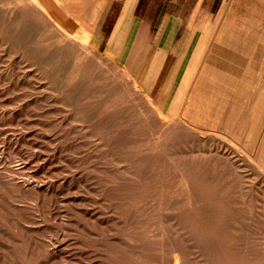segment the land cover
I'll return each instance as SVG.
<instances>
[{"label":"bare ground","instance_id":"1","mask_svg":"<svg viewBox=\"0 0 264 264\" xmlns=\"http://www.w3.org/2000/svg\"><path fill=\"white\" fill-rule=\"evenodd\" d=\"M16 3L20 2L17 1ZM22 3L20 10L24 18L30 17L34 20L32 22H28V20L25 22L19 21L20 23L16 24L20 25L21 28L17 30L15 27L16 24L14 25L9 20L4 21V14L0 15V17L3 18V20L0 19V61L4 62L5 65L2 64L5 66V69L8 68L7 66H11L10 64L12 62H16L19 66L16 65L18 67L16 68L19 69L20 74L17 71L16 73L19 74V77H17L21 82L26 83L29 80H34L32 84L35 83V86L43 89H47L48 83L51 84L50 86L55 92L61 88L63 89V87L69 89L73 86V82L75 81V79L70 80L69 84L66 82V85H61L58 81L57 74H59L58 70H60V63L63 58L71 59V62H73L75 75L72 76H75V78L78 77L79 74L83 76L85 71H89L86 70L87 68L84 69V62L90 61L93 63V70H91L93 72L92 77L95 78V83L92 87L95 92H93L89 98L92 99L91 102H93L94 133H90L93 135L92 137H94L93 142L95 149L109 148L108 156L112 162L114 161L113 163L111 162L112 164H107V166H111L105 167V164V166L102 167L106 172L105 175H109V177L106 181H100V178L99 182H96V184L98 183L101 187V195L99 194V196H101L102 200L110 202L111 205H120L122 207L120 208V217H123L122 219L126 223L134 221V217L139 211L144 212L146 218L147 216H151V220L156 221L154 223L156 225L155 229L158 228L162 231L163 240L165 239L166 241V244L165 242L163 243V241L152 244V241L150 242L148 238L146 240V236L144 238L146 242H144L143 238L135 240V236V242L132 239L135 246L133 243L131 244L136 249H139L138 251L147 253L144 254V256L147 255L148 258L153 256V259H149L150 264L151 262H154V264H197L198 253L202 251H199L201 246L205 249V254L207 252L208 255H215L214 257L218 260L220 259L222 264H264V0H220L215 9L210 10L207 14L208 20H210L212 11L219 10L215 20V26L211 28L209 27V23H207L201 31L197 30L196 38L192 41V47L190 48L184 64L180 61L175 64L176 61L172 56L168 57L162 64L160 62L162 52H160V43L158 40L152 43L144 38L134 40L130 32L123 41H109L107 43V48L110 50L103 54L99 49L101 43L90 42L87 37L84 36L81 39L69 36L66 29L60 24L53 23L52 21H50L51 23L47 22L49 25H46V20L43 17L45 14L40 5V1L23 0ZM27 24L34 26L37 32L42 33L43 30L45 32L47 31L48 36H45L46 38H42L41 36V38H38L33 44V41L31 42L30 39L31 36L29 38L24 36V29L21 26H26ZM166 31H171L170 24L167 26ZM188 42H190V37L186 43L188 44ZM162 44H164L163 41ZM163 48L168 49V46L163 45ZM146 52L148 53L145 54ZM12 65L14 66V64ZM77 70H79V74ZM69 73L72 74L71 72ZM45 74L52 75L53 80H47V82L42 81L48 79ZM37 75L39 79L37 78L36 80L35 77ZM90 75H87V77H90ZM11 80L9 79L10 82ZM53 82L59 83L60 87L56 86L57 84ZM22 87L25 88V86ZM101 88L105 89L102 90V93L100 90ZM1 90L5 91L6 89ZM1 93L5 94L4 92ZM105 99H107V101H105ZM10 101L12 100L10 99ZM133 103L141 108L138 114L140 117H136L135 119L136 114L133 115L135 119L134 124H136L133 129L136 131L130 132L131 134H129L128 137L129 142L125 144V149H118V138L129 132L125 131L124 133V131L120 129L119 131L123 133H119L118 130L111 129L105 135L101 131L102 128H100L103 114H107V117L109 116V112H118V110L120 111L121 108L127 104H132L133 108H130L134 109ZM92 107H88V109L91 110ZM128 107L126 109H128ZM4 112L5 111H3L2 114ZM133 113L135 112L133 111ZM115 116H117V114ZM116 119H114L115 122ZM73 120L74 119L71 121ZM126 122L128 123L129 121L127 120ZM120 126L119 128H121ZM137 129H142L143 131ZM34 136L36 135L34 134ZM36 137L38 138V136ZM56 139L58 140V138ZM52 142L50 141L49 143ZM64 143H62V145H64ZM53 144L56 145V143ZM38 148L39 147H37V149ZM92 149L93 148L89 149V151H92ZM36 150L34 152H36ZM39 150H41V148ZM64 153L66 154L67 152L65 151ZM42 154H44V152ZM70 157H67L68 160ZM32 159L31 157V160ZM70 161L69 163L72 162ZM78 161L76 162L78 163ZM101 161H103V159ZM89 164H91V162ZM100 164H102V162ZM74 168H72V170ZM78 170L79 168L77 171ZM96 171H98V169ZM76 173L73 174L72 172L70 177L73 179L74 177L79 178L82 175V173ZM84 176L86 178V175ZM11 177L12 176L9 177L8 182L19 185L17 184L18 182L15 183V179L13 181ZM57 179L60 180V178ZM19 186L20 188H28L26 186L31 187L30 183H23L22 186ZM36 187L39 189L41 188L39 185L35 186V188ZM51 187V185H48L42 189H44V193H46ZM83 192L84 191L81 193L83 194ZM11 197L9 196L8 198ZM11 199L7 200L12 201ZM96 200L99 199L96 198ZM149 201L153 203L152 207L147 206L148 208H143L144 211L142 209L139 210V207L142 206L139 204L145 206ZM151 203L149 205H151ZM10 204L8 206H10ZM136 205L139 207H136ZM13 206L15 205L13 204ZM93 207L95 208L94 205ZM101 207L104 206L101 205ZM90 209L91 208H89V210ZM103 209L101 208V211H103ZM113 209H111V215L106 214L108 217L106 215L103 216L108 218L106 223L109 220L112 222L117 221L116 216H119V214L116 215ZM64 212H67V210ZM84 212L86 213V211ZM70 213L76 214L77 212L75 213L74 211ZM105 213L108 212L105 211ZM93 214L94 213H91L90 217H94L92 216ZM146 218L143 219L146 220ZM124 221L122 222L123 225ZM80 222L85 223L83 219ZM81 227L80 229H82ZM76 228H78V226ZM142 228H144V226ZM152 228L154 231V227ZM129 230L130 231L127 230L128 233L133 229ZM143 230L144 229H142V231ZM64 231L66 230L64 229ZM92 231L94 232V229H92ZM115 232V229H110L109 227L108 230L106 229L105 232H102L104 235L102 236L103 239H106L107 242L111 244L110 247L118 242L117 232ZM155 232L158 231L155 230ZM122 233L124 234L126 231ZM80 234L82 233L80 232ZM80 234L77 236H80ZM86 234L89 233L87 232ZM98 235L99 237L101 236L100 234ZM146 235L150 236L149 233ZM151 235L155 236L154 234ZM61 236L63 237V235ZM94 236H92V238ZM152 236L149 237L150 240ZM82 237L84 238V235ZM159 237L157 238L160 239ZM158 239L154 240L156 241ZM101 242L98 244L101 245ZM128 243H130V241ZM93 244H95V242ZM42 245H44L43 247H48V245ZM120 245L122 246V244ZM154 245H159V247ZM198 245L201 246L198 247ZM93 248L96 249L95 247ZM64 249L65 247L61 248L62 255L66 253V249ZM44 250L47 251V249ZM73 250L75 251V249ZM157 250H159L158 254L155 253ZM127 251L128 250L125 252ZM28 252L30 253V251ZM91 252L93 253L92 248ZM132 252H134V250ZM119 253L121 254V251ZM1 254L2 251L0 252V255ZM201 254H203V252L199 255ZM46 255L45 253V258ZM50 255H52V252ZM131 255L133 254L131 253ZM131 255L130 258H132ZM108 256L106 258H108ZM117 256L118 255L115 257ZM134 257L137 258L135 255ZM201 257L199 258L201 259ZM110 258L111 263L108 260L110 264H128V262H126L127 259L125 260L120 257L121 260L119 256L114 262L112 260L114 258ZM118 258L121 261H119ZM127 258L129 259V257ZM204 258L203 260H205ZM123 259L125 261H123ZM140 259L138 258L137 260L139 261ZM142 259L144 258L142 257ZM145 259L149 261L147 258ZM217 259L215 261H218ZM95 260L97 259H94V261ZM134 261L135 259L131 262L133 263ZM1 262L3 263V261ZM71 262L72 261L69 263L71 264ZM206 262L208 263L209 261L207 260ZM139 263L143 262L139 261ZM64 264H66V262Z\"/></svg>","mask_w":264,"mask_h":264},{"label":"rangeland","instance_id":"2","mask_svg":"<svg viewBox=\"0 0 264 264\" xmlns=\"http://www.w3.org/2000/svg\"><path fill=\"white\" fill-rule=\"evenodd\" d=\"M17 1L20 3H16ZM22 1L23 0H0V15L4 14V19H5L4 21L9 20L11 23H13L15 25L16 23H20L21 21L25 22L28 20V22H30V21L32 22L34 20L33 18H30V17L24 18V16L22 15V12L20 10L21 5L23 4ZM38 1H40L41 6H49V7H55V8H57V7L61 8L63 6L68 7V6L74 5L72 3V1L70 2L68 0H38ZM221 1H223V0H221ZM65 12H67V11H65ZM69 12L76 15V18H74V19L77 22V21H82L80 19H85L86 17L83 16V14L87 13L88 11L84 10V9H75V10L70 9ZM158 12H159V10H157V13ZM218 12H219V10L212 11L210 20H208V16L203 17L202 14H198V15H194L192 17V19L190 21H188L190 18L188 15H186V17H185L186 19H184L185 24L180 28V30L177 27H176V29L174 28L175 30H177V33H175L176 31L173 32L172 37L168 43L169 48L164 49L163 48L164 44H162V41L159 42L160 43L159 44L160 52H162V54H164V56L161 58L160 62L163 64V61H166L168 57L172 56L173 59H175V61H176L175 64H177L179 61L182 62V64H184V61H185V59H186V57L190 51V48L192 47V43H193L192 41L196 38L197 30L201 31L207 25V23H209V27L213 28L216 24L215 20L217 18ZM72 16L73 15H71V16H67V15L63 16L62 15L61 17H59L58 21H60L61 23H64L66 25V23H70V21L73 22ZM0 19L3 20V18H1V17H0ZM188 22H191V26L187 30L186 26H187ZM21 26L24 29V36H26L28 38L31 36L30 39H31V42L33 41L32 42L33 44L36 42V40H38V38H41V36H42V38H46L45 37L46 34H42L40 32H37L36 28L32 25L27 24L26 26L25 25H21ZM66 26L72 27L74 25L70 24V25H66ZM15 27L17 30H18V28L19 29L21 28L20 25H18V24H16ZM33 27L35 28V30ZM111 29H112V26H110V28L108 30L110 31ZM78 36H80V34ZM184 36L187 38L186 40H188V38L190 37V42H188V44L183 43L184 44L183 46H185V44L188 45L187 48L185 49L183 47V49H179L177 53H171L170 46L172 48L175 47V45L178 42H180V40H182L184 38ZM33 37H34V39H33ZM106 49H107V41H104V42H102V45L100 47V52L104 54ZM2 63L4 64V62L0 61V64H1L0 69L2 68L0 70V82L2 81L1 82L2 84L0 83V87L2 85L4 86V87L2 86L0 88V109H1L0 116L3 117V118L0 117L1 118V120H0V151H1L0 152V178H1V180H0V183H1V185H0V252L2 251L3 256H2V254L0 255V264H3L5 260L6 261L4 264H11V263L12 264H59V263L64 264L65 262H66V264H70L69 263L70 261H72L71 264H81V262H82V264L83 263L84 264H92V263L93 264L94 263L95 264L96 263L97 264H110L111 263L110 257L114 258V259H112L114 262L115 260H117L116 258L118 256H119V258L121 257V258H124L125 260L127 259L126 262H128V264H135V263L136 264H144V263L148 264L150 262L149 259H153L152 258L153 256H151L149 258L147 257V255L144 256V254H147V253L142 252V251L141 252L138 251L139 249H136L134 247L135 243H133V241L135 242V240H137V239H142V238L144 239L146 236V240L148 238V240L150 242L152 241V244L160 243V241L161 242L163 241V243L165 242V244H166V241H165V239L163 240L164 237L161 234L162 231H160V229H158V228L155 229L156 225L154 223L156 221L151 220V216H147V218H148L147 219L146 216L144 215V212L139 211V213L137 212V215L134 217V221H132L133 223L131 222L132 225L130 222L126 223L122 219L123 217H120L121 216V214H120L121 209L120 208H122V207L120 205L117 206L115 204L111 205L110 202L102 200L101 196H99V194L101 195V187L99 186L98 183L96 184V182H99L100 178H101L100 181H106L108 179L109 175H105L106 172L102 167L105 166V164H106L105 167L111 166V165L107 166V164L111 163L112 160L108 156L109 148H107V149H105V148L98 149L97 148L98 150H96L94 147V142H93L94 137H92L93 136L92 134L94 133V127H93L94 110L92 107L93 102H91L92 99H90L89 96L91 94H93V92H95V90H93V87H92V86H94V83H95V78L92 77L93 76V72H92V70H93L92 64L93 63H91L90 61L84 62V64H83V67L85 66L84 69L87 68L86 70H89V71H87V72L85 71L84 75H83L84 77H83L82 75L79 74L80 73L79 70H77V73L80 75V79H79V75L76 78H75V76H72V75H75V73H74L75 67L73 65V62H71V59L63 58L61 63H60V70H58L59 74H57L58 81L61 83V85H66V82H67V84H69V81L74 80V79L76 82L75 81L73 82V86L69 88L70 90L66 89L65 87H63V89L62 88L59 89L58 87H60V84L53 82V83L57 84L56 86H58L57 88L59 90L57 92L53 91L52 90L53 88L50 86L51 84H48V83H47V89L46 88L43 89V88H38L37 86H35L34 85L35 83L32 84L34 80H32V81L29 80L26 83L21 82V80L18 79L20 73H19V69H17L19 67L17 65V63L12 62L10 64L11 66H7L8 68L6 67L7 69H5V66H4L5 64L3 65ZM12 64H14V66ZM10 68L12 69V71ZM16 71L19 74L16 73ZM5 72H6V74H5ZM12 72H13V74H12ZM69 72H71L72 74H70ZM14 75H15V77H14ZM45 75L48 79L42 80V81L47 82V80L48 81L53 80L52 75H50V74H45ZM87 75L88 76L90 75V77H87ZM7 77H9V78H7ZM10 77L12 78V80ZM16 77H17V79H16ZM37 78H38V75L35 77V79L37 80ZM9 79L11 80V82L9 81ZM80 80H81V82H80ZM15 81H17V82H15ZM38 81H41V80H38ZM9 82H10V84H9ZM4 83H5V85H4ZM26 84H27V86H26ZM19 85H20V89H19ZM5 86H6V88H5ZM8 86H9V89H8ZM16 86H17V88H16ZM22 86H25V88H23ZM10 88H13V89H10ZM1 89H4V90L6 89L5 90L6 92L1 90ZM14 90H16V91H14ZM49 90H51V91H49ZM100 90L102 93L103 92L102 90H105V89L101 88ZM1 92H4L6 95L1 93ZM37 92H39V93H37ZM9 98L12 101H10ZM105 101H107V99H105ZM133 105L135 107L134 108L135 110L132 109L133 108L132 104H127L124 106L125 108L124 107L121 108V110L124 109L123 111L120 110L121 112L119 110H118V112H115V113L109 112V116H107V117H106L107 114L106 115L103 114V120H102L100 128H102L101 131L105 135L111 129H116L118 131L121 129L122 131H124V133H125V131L129 132V133L126 132L127 134H125V135L123 134L118 138V141H117V148L118 149L124 150L125 144L129 142V140H128L129 134H131L133 131H136L133 129V127L136 126V124H134L135 123L134 120L136 119V117H140L138 114H139V112H140L139 110L141 108H140V106H138L135 103H133ZM87 106L89 108L92 107L91 110L88 109ZM127 107H128V109H126ZM130 107H132V108H130ZM132 110L135 113H133ZM3 111H5V112L2 114ZM65 111H67V112H65ZM129 113H133V114H129ZM10 114H12L13 116ZM116 114H117V116H115ZM3 115H5V116H3ZM133 115H135V119H134ZM72 116H73V118H72ZM68 117H70L74 120L71 121L72 119H70ZM114 119H116V122ZM119 119L121 122L119 121ZM126 119L129 121L128 123L126 122L127 121ZM68 120H70V121H68ZM72 122H73V125H72ZM61 126H63V127H61ZM119 126L121 128H119ZM128 126H132V127H128ZM69 127H71V128H69ZM76 128H79V129H76ZM137 130L141 131L142 129H137ZM56 133H58V134H56ZM119 133H123V132L119 131ZM34 134L36 136H38V138L36 136H34ZM89 134H91V135H89ZM80 135H81V137H80ZM62 136L64 137V139ZM56 138H58V140ZM75 138L77 139V141ZM59 140H61V141H59ZM63 140L65 143L63 142ZM44 141H46L48 144ZM50 141L51 142L53 141V142L49 143ZM68 141H70V142H68ZM73 141H74V143H73ZM89 141H91V142H89ZM53 143H56V145ZM62 143H64L65 146L62 145ZM29 144H31V145H29ZM82 145H83V147H82ZM84 145H85V147H84ZM91 146H93V147H91ZM37 147H39V148L37 149ZM90 147L93 148L92 151L90 150L91 152L89 151V149H91ZM31 148L33 151L31 150ZM40 148H41V150H39ZM86 149H88V150H86ZM102 149L103 150L105 149V150L103 151ZM35 150H36V152H34ZM42 151L44 152V154H42L43 153ZM53 151H54V153H53ZM65 151L67 152L66 154L64 153ZM81 151H82V154H81ZM94 151L97 153H95ZM31 153H32V155H31ZM72 154H74V155H72ZM79 154H80V156H79ZM88 154H90L92 157ZM66 155H68V156H66ZM59 156H60V158H59ZM31 157L33 158L32 160H31ZM64 157H66V158H64ZM67 157H70L71 159L69 158V160H68ZM98 158H99V160H98ZM86 159H87V161H86ZM102 159H103V161H101ZM81 160L83 161L84 164L82 163ZM95 160H97L98 162ZM35 161H37V162H35ZM69 161L71 163H69ZM76 161H78V163ZM100 161L102 162V164H100L101 163ZM79 162H81V163H79ZM87 162H88V164H87ZM90 162H91V164H89ZM105 162H107V163H105ZM50 163L53 165H51ZM75 163H77V164H75ZM70 164H72V165H70ZM67 165H69V166H67ZM94 167H96V168H94ZM112 167H113V165H112ZM72 168L75 169V172H74V169L72 170ZM78 168H79V170L77 171ZM83 169H84V171H83ZM97 169H98V171H96ZM61 171H63V172H61ZM71 171L73 172V174L77 172V173H82V175L79 178L74 177L72 179L70 177L71 176L70 174L72 173ZM63 173H66V174H63ZM84 175H86V178ZM8 176L9 177L12 176L11 177L12 180L14 181V179H15V183L18 182L17 184H19L21 186L23 183L24 184L30 183L31 187L26 186L28 188H25V187L20 188L19 185H16L14 183H9L8 182L9 181ZM6 177H7V179H6ZM57 178H60V180ZM75 178H76V180H75ZM104 178H106V179H104ZM77 179L79 180V182ZM60 181H62V182H60ZM90 182H91V184H90ZM68 184H69V186H68ZM93 184H95V185H93ZM37 185H39L41 188L40 189L38 187L35 188V186H37ZM48 185H51L52 187L50 190H48L46 193H44L45 190L42 188H45ZM86 186H88L89 188ZM97 186H99V187H97ZM85 187H86V189L88 188L87 189L88 191L85 189ZM5 188H8V189H5ZM92 190H93V193H92ZM82 191H84L83 194L85 197L81 193ZM7 196L8 197L12 196L15 198L11 197L12 198L11 199V198H8ZM6 197H7V199H11L12 201L7 200ZM96 198L99 200H96ZM14 199H16V200H14ZM60 200H63V201H60ZM12 203L15 206H13ZM150 203L151 202L149 201L145 206L143 204H139L140 206L141 205L142 206L139 207L138 205H136V207L138 206L139 210H141V209L143 210V208L145 209L147 206L152 207L153 203H151V205H149ZM9 204H10V206H8ZM92 204L95 206V208L93 207ZM101 205H103L104 207H101ZM89 208H91V209L89 210ZM101 208L102 209L105 208V209H103V211H101ZM108 208L109 209L114 208L113 212L116 213V215L119 214V216L117 215L118 217L116 216L117 221L112 222L109 220L106 223V220L108 219L107 218L108 215H111V209L109 210ZM61 209L62 210L64 209V210L62 211ZM116 209H117V211H116ZM66 210H67L68 214H67V212H64ZM73 210L75 211V213L76 212L77 213L71 214L70 212H74ZM84 211H86V213ZM105 211H107L108 213H105ZM91 213H94L92 215L94 217H90ZM106 214H108V215H106ZM83 215H84V217H83ZM105 215L107 217H103ZM59 216H60V218H59ZM143 216H145V217H143ZM85 217H88V218H85ZM81 218L83 219V222L85 221V223H87V224L81 223L80 222L82 220ZM94 218H95V220H94ZM138 218L139 219L142 218V219L139 220ZM143 218H146V220ZM69 221H71V222H69ZM73 221H76V222H73ZM123 221H124V225L122 223ZM148 222H149V225L151 223L150 226L148 225ZM82 224H83V226H82ZM97 224H99V225H97ZM152 224H153V226H152ZM85 225L87 227L88 226L89 227L87 228ZM130 225L132 226V228ZM77 226H78V228H76ZM125 226H127V227H125ZM143 226H144V228H142ZM80 227L82 229H80ZM108 227L110 229H115V231L117 232L116 235L118 236V238H117L118 242L114 246H111V247H110L111 244H109L107 242V240L106 239L104 240L102 237V236H104L102 232H105L106 229L108 230ZM140 227H141V229H140ZM152 227H154V231L152 230L153 229ZM60 228H62V229H60ZM89 228L94 229V232L92 231V229H89ZM64 229L67 232L64 231ZM83 229H84V231H83ZM121 229H122V231H121ZM129 229H131V230L133 229V230L128 233V231H130ZM142 229H144V230L142 231ZM85 230H86V233L88 232L89 234H86ZM95 230H97L98 232ZM155 230L158 231L159 233L155 232ZM125 231H126V233L123 234L122 232H125ZM71 232H74V233H71ZM80 232L82 234H80ZM144 232H145V234H144ZM151 232H153V233H151ZM148 233L150 234V236H152L151 234H154V235L156 233L157 234L155 236H152L151 240H150V238H149L150 236L146 235ZM78 234H80V236H77ZM98 234H100L101 236L99 237ZM141 234H143V235H141ZM61 235H63L64 238ZM83 235H84V238L82 237ZM91 235L92 236L95 235V236L92 238ZM139 235H140V237H139ZM58 236H59V238H58ZM135 236H136V238H135ZM157 237H159L161 240L158 239ZM86 238H87V240H86ZM134 238H135V240H134ZM58 239H60V240H58ZM132 239H133V241H132ZM154 239H158L159 241L156 240L157 241L156 242ZM77 240L80 242H78ZM98 240H99V242H98ZM146 240L144 239V242H146ZM129 241H130V243H128ZM64 242H66V243H64ZM90 242L92 243L93 246L91 245ZM94 242H95V244H96V242H97V244L101 242V245L96 244V246H95V244H93ZM63 243H64V245H63ZM85 243H87V244H85ZM131 243H133L134 246ZM42 244H45V246L48 245V247L47 246L43 247L44 245H42ZM89 244L91 245V247ZM107 244H109V245H107ZM120 244H122V246ZM67 245H69V246H67ZM130 245L133 247H131ZM159 245H154V246L159 247ZM41 246L43 247V249ZM66 246H67V248H66ZM107 246L111 249H109ZM200 246L201 245H198V247H200ZM53 247H55L56 249ZM62 247H65V249H66V250L64 249L66 253L63 255L61 254V248ZM83 247H84V249H83ZM86 247H87V249L89 248L88 251H87ZM93 247H95L96 249H94ZM91 248H92L93 253H95V254H93L91 252ZM113 248H116V249H113ZM132 248H135L137 251L135 249H133L134 252H132L133 251V250H131ZM164 248H165V246H164ZM44 249H47V251ZM73 249H75L76 252ZM102 249H103V251H102ZM129 249L131 250V252ZM79 250H81V251H79ZM95 250L98 252H96ZM126 250H128V251L125 252ZM200 250H202V251H200ZM28 251H30V253ZM106 251H108V252H106ZM120 251H121L122 255L119 253ZM135 251H136V253H135ZM199 251L200 252L198 253V259H197L198 263L197 264H204V263L206 264L207 260L209 261L207 264H209L210 262H212L213 264H222L221 263L222 261L220 259L218 260L217 258L214 257L215 255L214 256L213 255L211 256V254L208 255L207 252L205 254V249L202 246L199 248ZM51 252H52V255H50ZM53 252H55V253H53ZM85 252H87V253H85ZM128 252H130V253H128ZM201 252H203V254H201L202 257H201V255H199ZM45 253L47 254L46 258L44 256ZM107 253L109 256L107 255ZM131 253L133 255H131ZM155 253L158 254L159 250L155 251ZM112 255H114V256H112ZM116 255H118V256L115 257ZM125 255H127V256H125ZM130 255L132 256L133 259H135V261L133 263L131 262V261H133V259L130 258ZM134 255L137 256V258H135ZM203 255H204V257L206 255L208 257L206 256L204 258ZM95 256H97V257H95ZM107 256H108V258H106ZM140 256H141V259H140ZM75 257L78 259H76ZM84 257H85V259H84ZM98 257H99V259H98ZM127 257H129V259ZM142 257L144 259L147 258L149 261H147L146 259L145 260L142 259ZM199 257H201V259ZM93 258L97 259V260L94 261ZM119 258H118V260L121 261L122 259L120 258L121 259L120 260ZM138 258L140 259L139 261H141L143 263H139V261L137 260ZM203 258L205 260H203ZM214 258H215V260L217 259L218 261H215ZM68 259H71V260H68ZM124 259H123V261H125ZM85 260H86V262H85ZM108 260L110 263L108 262ZM136 260H137V262H136ZM142 260H144L145 262ZM1 261H3V263ZM75 261H78V262H75ZM213 261H215V262H213ZM61 262H63V263H61ZM87 262H89V263H87ZM212 263H210V264H212ZM151 264H154V262H151ZM247 264H249V263H247ZM250 264H252V263H250Z\"/></svg>","mask_w":264,"mask_h":264},{"label":"crops","instance_id":"3","mask_svg":"<svg viewBox=\"0 0 264 264\" xmlns=\"http://www.w3.org/2000/svg\"><path fill=\"white\" fill-rule=\"evenodd\" d=\"M74 5L68 7H49L42 6L45 14L46 25L55 22L60 24L68 31V35L76 39L87 37L90 42L123 41L129 32L133 39L144 38L152 43L155 40L163 41L164 45L168 43L174 31L185 24L186 15L190 21L194 15L202 14L206 17L210 10H214L220 0H68ZM70 9H84L88 12L83 14L85 19L75 21L76 15L69 12ZM157 10L159 12L157 13ZM67 11V12H65ZM188 13V14H187ZM23 15V13H22ZM71 16L73 22L66 25L58 21L61 16ZM171 25V31H166L168 25ZM65 25V26H64ZM112 26V29H108ZM191 26L188 22L186 29ZM175 28V29H174ZM42 34L48 36V32L42 31ZM80 34V36L78 35ZM187 38L184 36L175 47H171V53H177L179 49H185L188 45ZM100 45V47H101ZM169 48V46H168ZM100 49V48H99ZM110 50V49H109ZM108 48L105 52L109 51ZM146 52L145 54H147ZM164 54H162V57Z\"/></svg>","mask_w":264,"mask_h":264}]
</instances>
